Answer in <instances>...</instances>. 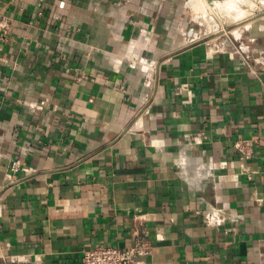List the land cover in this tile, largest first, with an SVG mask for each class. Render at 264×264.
<instances>
[{"label": "crops", "instance_id": "obj_1", "mask_svg": "<svg viewBox=\"0 0 264 264\" xmlns=\"http://www.w3.org/2000/svg\"><path fill=\"white\" fill-rule=\"evenodd\" d=\"M262 1L0 0V264H264Z\"/></svg>", "mask_w": 264, "mask_h": 264}, {"label": "rangeland", "instance_id": "obj_2", "mask_svg": "<svg viewBox=\"0 0 264 264\" xmlns=\"http://www.w3.org/2000/svg\"><path fill=\"white\" fill-rule=\"evenodd\" d=\"M258 0H192L199 9L200 17L205 20L211 33L221 31L222 28H236L251 26L257 15L253 11ZM262 1V0H261ZM263 2V1H262Z\"/></svg>", "mask_w": 264, "mask_h": 264}, {"label": "built area", "instance_id": "obj_3", "mask_svg": "<svg viewBox=\"0 0 264 264\" xmlns=\"http://www.w3.org/2000/svg\"><path fill=\"white\" fill-rule=\"evenodd\" d=\"M8 28L7 22H0V29L6 30ZM264 146V139L262 140ZM11 175L17 176L21 172H29L28 166L20 159H13L10 162ZM208 224L217 222L212 217L207 216ZM147 243L142 242L133 248H119L116 246H102L92 248L84 251L83 264H131L137 258L147 254ZM15 264H33L27 258H21Z\"/></svg>", "mask_w": 264, "mask_h": 264}]
</instances>
